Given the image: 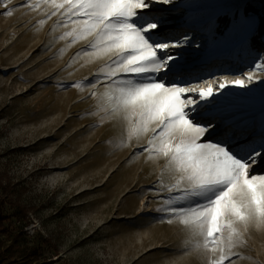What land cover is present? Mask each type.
Listing matches in <instances>:
<instances>
[{"label": "rangeland", "instance_id": "rangeland-1", "mask_svg": "<svg viewBox=\"0 0 264 264\" xmlns=\"http://www.w3.org/2000/svg\"><path fill=\"white\" fill-rule=\"evenodd\" d=\"M221 1L174 0L175 7L160 11L156 7L163 6L155 4L152 12L165 19L161 35L190 38L179 49L184 86L215 88L249 73L257 78L247 88L230 86L240 97L230 87L217 94L219 107L202 103L195 117L215 124L208 141L228 143L240 155V147L264 141V115L248 114L238 123L224 115L225 109L240 112L243 102L254 104L253 93L264 96V70L255 68L264 62L250 51L258 18L250 19L247 30V17L238 8L226 14L230 24L223 31L224 15L207 31L180 25L187 14L210 15ZM37 2L0 0V198L7 201V225L23 230L47 264H211L229 253L246 258L223 264H264V225L237 221L233 227L243 244L229 248L225 228L217 234L219 243L206 248L202 237L161 210L179 193L164 191L160 183H175L164 171L166 159L143 150L153 133L128 139L126 123L99 112L92 95L104 91L107 82L93 77L111 54L90 59L85 51H92L87 47L92 37L61 39L72 26H60L58 16L49 18L42 3L33 8ZM248 2L260 6L263 0ZM252 171L264 174V161ZM19 205L26 216L14 215Z\"/></svg>", "mask_w": 264, "mask_h": 264}, {"label": "snow or ice", "instance_id": "snow-or-ice-1", "mask_svg": "<svg viewBox=\"0 0 264 264\" xmlns=\"http://www.w3.org/2000/svg\"><path fill=\"white\" fill-rule=\"evenodd\" d=\"M173 2L38 0L32 7L39 8L42 3L49 18L58 16L60 26H72L61 39L71 36L75 42L92 37L87 45L92 51H85L90 59L111 54L109 63L93 77L107 82L104 91L92 95L97 96L99 112L126 123L128 139L153 133L143 150L150 157L155 154L166 159L164 171L174 176L175 183H160L164 191L179 193L165 200L170 207L161 210L202 237L206 248L217 245V234L227 228L228 247L233 248L244 243L233 227L235 222L264 225V174L252 171L264 159V142L242 146L238 155L228 143L208 141L215 124H201L195 117L202 103H212L230 86L247 88L257 78L249 73L246 79L224 80L215 88L212 84L184 86L187 81L183 80L179 49L187 46L190 38L171 40L161 35L165 19L152 12L155 4ZM255 68L264 70V63ZM168 77L176 82L170 83ZM75 86L82 87V82ZM226 215L233 220L225 223ZM232 257L246 258L229 253L211 264H223Z\"/></svg>", "mask_w": 264, "mask_h": 264}, {"label": "trees", "instance_id": "trees-1", "mask_svg": "<svg viewBox=\"0 0 264 264\" xmlns=\"http://www.w3.org/2000/svg\"><path fill=\"white\" fill-rule=\"evenodd\" d=\"M156 9L162 11L161 8ZM244 11L246 14H254L258 18L256 33L250 38L251 54H259L264 62V0L259 6L254 2H248ZM220 19V18H219ZM222 31L230 24L227 15L221 18ZM185 29H195L196 27H184ZM6 198H0V264H47L43 262L41 248L31 244L25 237L23 230H13L7 225L9 216L5 213ZM27 212L22 205L18 206V211L14 215L26 216ZM24 214V215H22Z\"/></svg>", "mask_w": 264, "mask_h": 264}, {"label": "bare ground", "instance_id": "bare-ground-1", "mask_svg": "<svg viewBox=\"0 0 264 264\" xmlns=\"http://www.w3.org/2000/svg\"><path fill=\"white\" fill-rule=\"evenodd\" d=\"M249 1V0H224V1H221L219 6L215 9H210V11L212 12L210 15H207V16H203L202 14H200V16H197V15H190V14H187V20H189L191 22V26L193 25H200V24H203L205 22H207L208 20H210L213 16H216L218 14H227L229 12H236V10L238 8H240V11H241V14L240 16L245 18L247 17V26H245L247 28V30H249L250 28V25H251V22H250V19H252L253 17H255V15H246V16H243V9H244V5L245 3ZM177 11H173V14H176ZM198 12H201V11H198ZM244 13H246V11H244ZM257 19V18H256ZM251 33V29L249 31ZM247 32V33H249ZM247 36V35H246ZM224 54L225 56L228 55V54H231L230 52L228 53H222ZM220 54L221 57L224 58V55ZM218 59V58H216ZM228 91L231 93V94H234L236 95V97H240L238 94H239V91L234 88V87H230L228 88ZM253 96H254V104H251V103H248V102H243L241 105H240V112H231L230 109H225L224 110V115L228 116L229 118H231L233 120V122L235 123H238L239 121L241 120H244V119H247L249 118L247 115L248 114H253V116H262L264 115V96L260 93V94H257V93H253ZM216 104L217 103V99H215L213 101L212 104ZM215 107H219V104L217 103L215 105ZM236 108V107H235ZM202 110H200L201 112ZM215 122V121H214ZM213 122V123H214ZM262 125V123H261ZM264 142V141H263ZM259 145V144H257ZM260 161H264V159H261ZM261 164V163H260ZM259 164V165H260ZM258 165V166H259ZM261 166V165H260ZM259 166V167H260ZM258 167V168H259Z\"/></svg>", "mask_w": 264, "mask_h": 264}]
</instances>
